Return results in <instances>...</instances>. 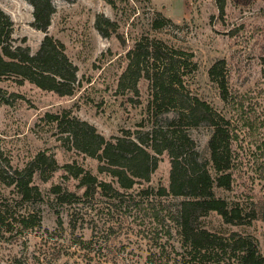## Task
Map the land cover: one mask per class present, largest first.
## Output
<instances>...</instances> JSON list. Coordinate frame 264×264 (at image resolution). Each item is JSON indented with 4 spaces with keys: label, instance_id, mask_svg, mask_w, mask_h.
Here are the masks:
<instances>
[{
    "label": "rangeland",
    "instance_id": "374dc122",
    "mask_svg": "<svg viewBox=\"0 0 264 264\" xmlns=\"http://www.w3.org/2000/svg\"><path fill=\"white\" fill-rule=\"evenodd\" d=\"M52 2L55 11L44 32L33 25L34 7L28 0H0V7L14 22L13 44L29 46L35 54L46 34L60 40L77 66L79 82L74 94L59 96L28 80L20 82L17 73L0 76V201H11L10 211L16 215L36 213L41 217V223L32 228L15 224L13 232L0 242V264H179L174 262L176 252L182 250L177 236L169 239L165 226L153 214L158 210L165 216L178 199L138 194L143 187L169 186V153L159 155L149 182L137 184L121 196L100 189L86 195V188L63 165H81L117 187L116 179L100 171L103 162L99 158L69 148L65 127L45 117L47 112L70 111L107 139L124 136L126 130L134 137L144 136L155 126L166 125L168 113L147 112L149 79L138 82L139 95L119 88L129 51L138 41L150 39L192 55L185 68L187 87L230 121L235 180L231 190L216 188L217 195L247 209L257 208L258 218L251 224H228L213 212L203 219L205 226L225 236L236 231L254 237L264 255V0ZM98 18L104 19L107 36L97 28ZM156 20L160 26H155ZM216 64L213 78L210 70ZM221 80L227 87L226 98ZM212 131L207 123L188 129L199 158L210 161L209 166ZM41 150L53 154L59 168L52 173L46 170L47 180L35 173L34 183L42 192L38 201L13 202L17 193L8 184L10 176ZM55 184L76 191L78 197L70 203L60 202L52 191ZM218 264L235 261L224 255Z\"/></svg>",
    "mask_w": 264,
    "mask_h": 264
},
{
    "label": "trees",
    "instance_id": "16d2710c",
    "mask_svg": "<svg viewBox=\"0 0 264 264\" xmlns=\"http://www.w3.org/2000/svg\"><path fill=\"white\" fill-rule=\"evenodd\" d=\"M28 1L34 7L33 25L47 32L55 11L52 0ZM102 20L98 18L97 28L103 33ZM105 21L116 25L108 18ZM160 24L159 20L155 21V26ZM13 27V20L0 7V76L17 73L21 77L20 82L28 80L59 96L74 94L79 83L77 66L65 52V44L46 34L38 51L32 54L29 46L13 44ZM103 34L107 36L109 33ZM191 56L156 39L146 43L138 41L129 51L128 65L119 80L120 90L130 89L139 95L138 82L143 77L149 79L151 99L148 114L158 110L168 113L166 125L155 126L144 136L134 137L130 130H126L124 136L107 139L93 124L72 116L67 110L47 112L46 120L56 126H64L63 132L71 143L69 148L99 158L103 162L100 171L116 179L117 187L111 181L100 180L81 165H63L70 175L79 179V186L86 188V195H93L100 189L105 194L114 192L113 196H121L137 184L149 182L158 167L159 155L164 151L169 153V186L157 189L143 187L138 194L147 198L155 194L178 199L174 209L165 216L158 210L153 213L155 221L165 226L169 239L176 235L180 242L182 250L176 252L174 262L218 264L222 256L229 255L235 264H264V255L260 253L254 237L243 236L236 231L225 236L210 230L203 222L206 216L216 212L225 223L251 224L258 218V213L256 206L247 209L241 203H231L217 195L216 188L231 190L235 180L230 121L187 87L185 68ZM149 59L152 64H149ZM217 68L218 64L210 70L213 78ZM220 83L226 98V84L224 80ZM1 92L0 99L3 100ZM202 123L209 124L213 129L208 141L211 166L210 161L199 158L196 142L188 132L190 127ZM58 168L54 155L45 150L38 152L24 168H16L8 180L17 193L13 202L38 201L42 192L34 183L35 173L38 171L47 180L46 170L52 173ZM52 191L62 203H70L73 197H78L76 191L68 190L61 184L53 185ZM10 205L11 201H0V242L13 232L15 224L21 229H28L41 223V217L36 213L16 215L10 211ZM59 222L62 224L61 218ZM72 226L76 225L73 223Z\"/></svg>",
    "mask_w": 264,
    "mask_h": 264
}]
</instances>
